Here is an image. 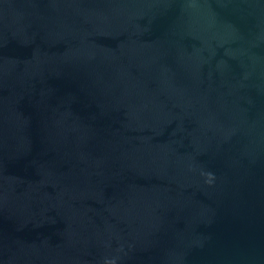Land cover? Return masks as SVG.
<instances>
[{
	"label": "water",
	"instance_id": "1",
	"mask_svg": "<svg viewBox=\"0 0 264 264\" xmlns=\"http://www.w3.org/2000/svg\"><path fill=\"white\" fill-rule=\"evenodd\" d=\"M0 264H264V0H0Z\"/></svg>",
	"mask_w": 264,
	"mask_h": 264
}]
</instances>
